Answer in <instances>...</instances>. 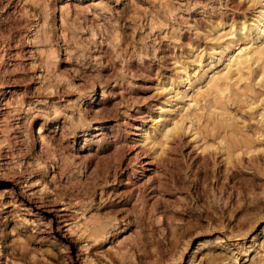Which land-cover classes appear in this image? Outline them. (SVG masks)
Here are the masks:
<instances>
[{"label": "rangeland", "instance_id": "obj_1", "mask_svg": "<svg viewBox=\"0 0 264 264\" xmlns=\"http://www.w3.org/2000/svg\"><path fill=\"white\" fill-rule=\"evenodd\" d=\"M12 1L0 175L48 213L0 194V264H264L260 2Z\"/></svg>", "mask_w": 264, "mask_h": 264}, {"label": "bare ground", "instance_id": "obj_2", "mask_svg": "<svg viewBox=\"0 0 264 264\" xmlns=\"http://www.w3.org/2000/svg\"><path fill=\"white\" fill-rule=\"evenodd\" d=\"M12 1V0H11ZM13 2V1H12ZM34 4H36L37 6H40L41 7V0H33ZM258 2H260V11H259V16H258V22L255 24L257 26V28L259 29L260 33L261 34H264V2L262 3V0H258ZM50 4V3H49ZM8 5L10 6V3H8ZM34 6V5H33ZM47 7V6H46ZM37 9V8H36ZM46 10V9H45ZM51 10V8H50ZM41 13V12H40ZM244 26V25H243ZM245 29V27L243 28V30ZM242 31V30H241ZM254 32V31H253ZM51 34V33H50ZM49 34V35H50ZM256 34V33H255ZM263 37V36H262ZM264 38V37H263ZM11 45V44H10ZM237 54H235L233 57V61L236 63V64H244V63H247L250 59H251V53L250 51L248 50H244V49H238V51L236 50ZM228 69V67H227ZM229 70V69H228ZM185 71V70H184ZM217 73V72H216ZM192 99V98H191ZM191 102V101H190ZM224 110V109H223ZM1 111V110H0ZM161 115V114H160ZM159 115V116H160ZM0 116H1V112H0ZM172 121V120H171ZM174 121V120H173ZM178 121V120H177ZM174 125V128L177 127V124H173ZM166 126V125H165ZM167 130H166V134L169 133L170 131L173 130V128L171 127H166ZM178 129V128H177ZM176 130V129H175ZM147 131H144V134H146ZM173 133V132H172ZM171 134V132H170ZM23 135L18 131L14 134V138H15V141L13 142H18V144L20 145L19 146V149L20 151L22 150L21 147H22V143L24 142V138L22 137ZM143 136V135H142ZM12 148V147H11ZM24 152V151H23ZM14 154V152L12 153V155ZM1 166V165H0ZM69 168V167H68ZM59 169V168H58ZM5 171V170H4ZM64 171V170H63ZM61 171V172H63ZM2 172V171H1ZM9 172V171H8ZM16 172V171H15ZM21 172V171H20ZM14 173V172H13ZM9 173H2L0 175V187H3L0 191V194L1 195H6L5 192H7L9 195L10 198H12L11 200H13L15 202V204L18 203V206H25V207H28L30 210L35 208V209H39L40 210V213H48L47 210H42V208L40 207V205L31 200L28 195H27V192H26V184H27V180L29 178V176L27 175H23L24 173H21V175L19 174V176H17V178H14L16 176L15 175H10L12 177V179L14 180H3V178L7 177ZM18 175V173H17ZM5 187V188H4ZM65 194V193H64ZM6 195V196H7ZM52 197L55 199V201L59 200H64L65 203H63L62 205L64 206L62 209H58L59 213H57L55 215V217H52L50 216V220L49 222L51 223L52 221H55L57 219V217H60V219H63L65 220L66 219V216H67V204L68 202H66L65 200V197L63 195V192H59V191H55V193L52 195ZM6 200V198H4ZM3 199V200H4ZM57 199V200H56ZM11 203V202H10ZM7 202H3V205L5 207H7ZM64 210L65 212L62 213L60 211ZM54 218V219H53ZM56 218V219H55ZM59 222V221H58ZM232 264H235V263H232Z\"/></svg>", "mask_w": 264, "mask_h": 264}]
</instances>
